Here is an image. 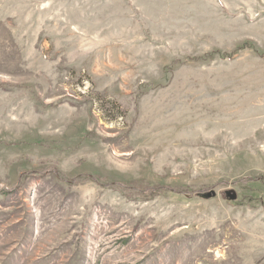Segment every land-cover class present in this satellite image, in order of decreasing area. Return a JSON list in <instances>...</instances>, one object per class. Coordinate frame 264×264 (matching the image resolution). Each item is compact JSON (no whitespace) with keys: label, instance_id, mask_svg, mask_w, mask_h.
Here are the masks:
<instances>
[{"label":"rangeland","instance_id":"1","mask_svg":"<svg viewBox=\"0 0 264 264\" xmlns=\"http://www.w3.org/2000/svg\"><path fill=\"white\" fill-rule=\"evenodd\" d=\"M0 264H264V0H0Z\"/></svg>","mask_w":264,"mask_h":264},{"label":"water","instance_id":"2","mask_svg":"<svg viewBox=\"0 0 264 264\" xmlns=\"http://www.w3.org/2000/svg\"><path fill=\"white\" fill-rule=\"evenodd\" d=\"M226 196L228 197V199L230 200H236L237 196L235 193H232V192H227L226 193Z\"/></svg>","mask_w":264,"mask_h":264}]
</instances>
